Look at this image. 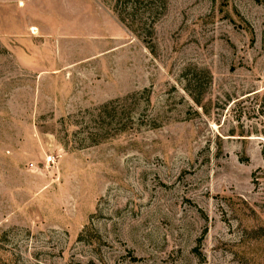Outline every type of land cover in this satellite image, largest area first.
Segmentation results:
<instances>
[{"label": "rangeland", "instance_id": "374dc122", "mask_svg": "<svg viewBox=\"0 0 264 264\" xmlns=\"http://www.w3.org/2000/svg\"><path fill=\"white\" fill-rule=\"evenodd\" d=\"M0 264H264V0H0Z\"/></svg>", "mask_w": 264, "mask_h": 264}, {"label": "built area", "instance_id": "2783aa9c", "mask_svg": "<svg viewBox=\"0 0 264 264\" xmlns=\"http://www.w3.org/2000/svg\"><path fill=\"white\" fill-rule=\"evenodd\" d=\"M47 162H53L52 157H48Z\"/></svg>", "mask_w": 264, "mask_h": 264}]
</instances>
